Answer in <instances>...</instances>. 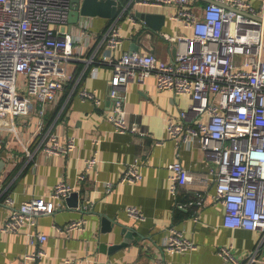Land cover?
Masks as SVG:
<instances>
[{"label": "built area", "instance_id": "obj_1", "mask_svg": "<svg viewBox=\"0 0 264 264\" xmlns=\"http://www.w3.org/2000/svg\"><path fill=\"white\" fill-rule=\"evenodd\" d=\"M136 1L174 6L173 18L191 32L166 36L170 43L176 44L170 59L138 49L108 59L112 68L107 118L118 132L144 133L136 124L127 122L123 102L128 84L144 82L147 77H154L160 90L190 95V103L179 111L181 119L167 116L164 129L176 145L197 143L211 164L206 172L191 171L176 158L169 164L170 191L176 196L183 187L205 186L213 180V199L224 206L223 225L258 231L259 244L263 243L264 0H260L259 7L247 0H206L199 12L195 0ZM71 5L72 0H0V130L12 131L27 155H31L29 143L33 136L39 137V146L48 154L65 155L76 146L74 135L62 142L43 121L48 105L72 78L70 59L82 40L90 42L88 19L71 28L68 21ZM129 19L134 21L132 15ZM104 39L110 49L117 47L121 41L118 27L110 26ZM78 95L93 99L97 105L101 103L87 87H82ZM31 115L40 119L30 138L22 141L16 122L19 119L24 123ZM97 153L94 150L85 158L79 180H84L95 168ZM141 178L142 171L135 158L123 169L120 181L136 183ZM111 187L110 181L105 182L106 190ZM50 190L47 197L30 196L17 204L12 194L6 196L4 203L12 210L4 230L18 231L27 226L28 244L44 243L48 236L36 227L37 218L62 207L75 189L69 182L59 181ZM196 193L195 203L201 204L203 194ZM178 205L186 207L181 202ZM126 210L133 218H144L137 206L128 205ZM53 226L60 233L83 229L84 219ZM161 245L167 251L196 249L194 241L174 226L168 227ZM218 253L226 264H240L242 260L234 254L233 245H221ZM46 254L39 246L25 254V258L37 259ZM246 258L249 263L257 260L255 251ZM62 263L91 262L87 257L68 256Z\"/></svg>", "mask_w": 264, "mask_h": 264}, {"label": "crops", "instance_id": "obj_2", "mask_svg": "<svg viewBox=\"0 0 264 264\" xmlns=\"http://www.w3.org/2000/svg\"><path fill=\"white\" fill-rule=\"evenodd\" d=\"M247 1L255 7L261 5L260 0ZM195 2L199 12L206 0ZM117 5V18L83 15L76 23H69L75 29L80 20L88 19L90 42L82 40L70 59L72 78L48 105L43 121L62 142L74 135L75 148L65 155L48 154L39 146V137L33 136L29 143L31 155H27L12 131L0 130V264H63L68 256L87 257L90 264H226L218 253L221 245H233L234 254L242 259L240 264H264V242L259 244L258 231L223 225L224 206L213 199V180L205 186L183 187L176 196L170 191L169 164L176 158L191 171L206 172L211 164L197 143L176 145L164 129L167 116L181 119L179 111L190 103V95L160 90L155 78L147 77L144 82L128 84L123 102L127 122L136 124L144 133L118 132L107 118L111 104L107 89L112 68L108 59L114 60L135 46L140 51L170 59L176 44L170 43L166 36L191 32L173 18L175 7L172 5H150L136 0H118ZM137 11L163 14L164 23L150 31L137 17ZM131 15L134 21L129 19ZM112 25L118 27L121 40L114 49L104 39ZM82 87L92 90L101 103L97 105L91 98H80L78 92ZM39 119L31 115L24 123L17 120L22 141L30 138ZM94 150L98 152V162L84 180H79L84 160ZM135 158L142 178L136 183L120 181L123 169ZM59 181L74 186L78 192L77 204H71L74 199H65L62 207L37 218L36 227L48 236L44 243L29 245L27 226L18 231L4 230L12 210L4 203L6 196L12 194L16 204L30 196L47 197ZM108 181L112 183L109 191L105 188ZM196 192L203 194L201 204L195 203ZM180 202L186 207L179 206ZM128 205L139 207L144 218L129 216ZM78 218L84 219L83 229L60 233L53 226ZM126 226L133 230L134 239L120 249L103 250L104 243L106 247L122 241ZM170 226L181 229L194 241L196 249L167 251L161 242ZM39 246L45 249L46 256L25 258V254ZM252 251L257 260L249 263L246 257Z\"/></svg>", "mask_w": 264, "mask_h": 264}, {"label": "water", "instance_id": "obj_3", "mask_svg": "<svg viewBox=\"0 0 264 264\" xmlns=\"http://www.w3.org/2000/svg\"><path fill=\"white\" fill-rule=\"evenodd\" d=\"M74 5H71V9L69 11L68 15V21L71 23H76L80 16L83 15H90V16H102L109 19L117 18L118 16V5L117 0H72ZM137 17L144 21V23L147 24L149 27V30L152 31L154 29H159L161 25L164 23L163 14L159 13H151V12H142L137 11L136 12ZM135 47H132L131 50H135ZM1 169V165H0ZM74 199V203H71L73 205L77 204L78 199V192L73 191L68 197H66L67 200ZM105 219V218H104ZM125 236L122 239L121 242L116 243L115 245H106L105 243L102 244V249H108V251H114L116 249H120L123 246L129 244L134 239L133 230L126 226L125 228Z\"/></svg>", "mask_w": 264, "mask_h": 264}]
</instances>
